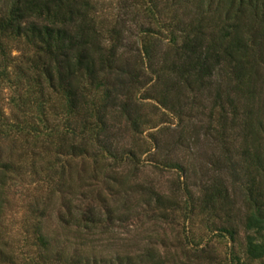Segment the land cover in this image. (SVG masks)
I'll list each match as a JSON object with an SVG mask.
<instances>
[{
  "label": "trees",
  "instance_id": "obj_1",
  "mask_svg": "<svg viewBox=\"0 0 264 264\" xmlns=\"http://www.w3.org/2000/svg\"><path fill=\"white\" fill-rule=\"evenodd\" d=\"M145 1L156 24L165 15L159 27L166 43L141 25V48L130 59L124 23L103 29L95 0H0V86L12 92L8 113L0 103V216L17 140L30 137L47 153L68 156V189L61 165L57 186L24 226L22 264H264V0H164L162 12L158 0ZM148 84L141 99L178 117L195 112L200 119L209 102L200 127L212 136L211 175L201 195L193 199L188 191L191 204L183 205L185 216L193 205L206 228L230 242L225 261L213 255L210 241L162 236L166 217L156 210L184 208L131 183L134 175L113 177L124 196L119 205L85 203L90 193L71 159L131 162L135 151L122 146V134L144 122L136 94ZM230 190L239 192L241 207ZM57 193L50 231L42 218ZM116 227L132 237H115ZM5 246L0 238V264H15V251Z\"/></svg>",
  "mask_w": 264,
  "mask_h": 264
},
{
  "label": "rangeland",
  "instance_id": "obj_2",
  "mask_svg": "<svg viewBox=\"0 0 264 264\" xmlns=\"http://www.w3.org/2000/svg\"><path fill=\"white\" fill-rule=\"evenodd\" d=\"M95 1L97 3L96 19L103 29H109L117 22L124 23L123 37L125 40L123 43L126 44V48L123 51L125 57L132 59L133 55H136V49L140 50L141 34L139 30L141 25L149 27L153 38L164 39L162 42L166 43L165 31L159 27L162 26V20H166L165 15L156 16L161 19L159 24H156L154 18L146 11L148 3L145 0ZM157 2H161L159 9H163L164 0ZM12 54L16 55L17 53L13 51ZM146 77V81H148L149 76ZM150 84L144 86L136 94V97L140 99L142 113L145 115L144 122L137 132L122 134V146L135 151L131 162L120 166L103 157H100L97 162H94L93 157L71 159L72 171L83 179V187L80 188L90 193L85 203L99 207L103 201L113 205L123 202L124 196L116 192L117 187L113 178L122 173L128 174L130 177L134 175L131 183L134 181L143 183L152 188L164 200L177 201L178 207L184 208L185 199L191 204L188 191L193 199L201 195V188L206 183L208 175H211L209 170L212 168L211 161L214 159L212 136L204 135V130L200 127L207 125L205 117H207L209 102L205 103L207 106L205 115L199 116L201 120L195 117V112L192 113V118L189 116L178 117L171 110L161 107L156 100L141 99L143 95L149 93ZM11 94V90L0 86V103L4 113H8L6 99ZM25 139L22 137L14 144L13 153L10 156L12 168L4 174L3 210L0 216V238L6 243L5 251L8 252L12 249L15 251L17 260L15 264L23 263L22 259L19 261L18 253L27 250L23 246L24 226L29 223L27 220L36 219L35 217L44 206L43 201L51 188L57 186L60 179H58V172L55 169L61 165H64L65 188L68 189V156L55 157L53 153H47L46 149L48 148L41 141H33L30 137L27 138V141ZM11 144L13 143L8 142L4 146L9 147ZM97 163L98 165H96ZM178 164L181 168L175 166ZM184 188H187V192ZM229 193L237 206L241 207L239 192L230 190ZM60 197L57 193L48 210H45L43 214L42 219L50 231L55 230L57 226ZM134 197L130 196V201H132L130 203H133ZM39 199L40 202L37 204L36 201ZM116 199L118 203L114 202ZM192 207L193 205L188 207L190 215L187 216L184 213L185 208L182 211L178 209L174 212H169L165 208L156 210L157 213H163L162 215L166 217V222H162L164 228L162 236L170 240H174L175 237L182 239L184 236H194L201 245L210 241V245L214 248L213 255L217 259L224 261L229 259L230 242L217 237L215 232H210L205 226L206 217L200 214L198 209L192 212ZM157 219L160 220L158 216ZM130 228L131 226L127 229ZM114 229L118 234H115V237H132L131 232L130 234L127 230L123 232L121 227ZM159 233L161 234L162 231L160 230ZM242 237L243 234L240 233L239 238Z\"/></svg>",
  "mask_w": 264,
  "mask_h": 264
}]
</instances>
